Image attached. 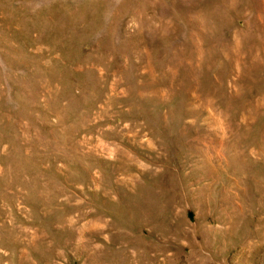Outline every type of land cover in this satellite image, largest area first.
<instances>
[{
  "label": "rangeland",
  "instance_id": "obj_1",
  "mask_svg": "<svg viewBox=\"0 0 264 264\" xmlns=\"http://www.w3.org/2000/svg\"><path fill=\"white\" fill-rule=\"evenodd\" d=\"M0 264H264V0H0Z\"/></svg>",
  "mask_w": 264,
  "mask_h": 264
}]
</instances>
